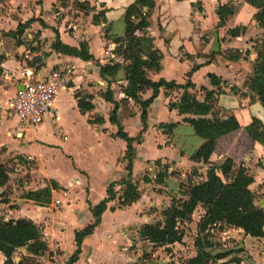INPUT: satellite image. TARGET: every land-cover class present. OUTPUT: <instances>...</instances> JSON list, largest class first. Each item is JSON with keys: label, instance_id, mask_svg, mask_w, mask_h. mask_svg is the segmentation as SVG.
<instances>
[{"label": "crops", "instance_id": "0c3cea01", "mask_svg": "<svg viewBox=\"0 0 264 264\" xmlns=\"http://www.w3.org/2000/svg\"><path fill=\"white\" fill-rule=\"evenodd\" d=\"M134 2L0 0V166H5L10 177L0 188V217L33 220L48 243V256L21 248L16 260L31 257L28 264H66L77 248L75 232L95 219L91 205L107 197L110 183L117 181L118 195L125 187L120 181L128 174L124 157L127 143L114 136L119 128L110 120L114 103L104 99L102 93L109 86L114 90V99L120 102L121 126L130 136H138L143 129L141 108L131 98L121 102L126 98L123 86L127 84V62L115 52L125 35L126 9ZM221 5L235 9L223 25L218 15ZM257 11L249 0H154L148 31L162 53V67L160 71L151 70L149 76L155 81L185 84L189 72L198 65L191 75L195 87L190 92L202 102L206 89H218L210 75L222 81L223 90L217 95L215 107L200 115H234L240 128L218 138L210 162L221 165L231 158L235 169H249L254 176L250 189L255 204L264 208V140H254L246 129L254 119L264 123V99L250 89L253 64L258 58L255 47L264 36V26L254 19ZM33 18L36 20L23 35H16L19 23ZM58 37L73 48L87 44L95 59L61 52L54 47ZM110 63L120 64L118 72L103 76L100 66ZM28 65L37 70L33 80L46 79L53 69L68 71L71 76L69 85L60 89L53 102L57 119L48 115L37 127L22 125L12 106L24 87L21 71ZM78 93L94 95V109L83 111ZM182 93L179 90L167 95L162 88L148 108V127L142 142L136 145L133 167L140 198L123 207L118 198L108 203L100 224L84 239L75 264H143L137 254L140 245L132 249L133 240L146 241L139 233L142 226L155 225L158 218H164L162 211L173 198H182V191L186 196L190 186L206 179L209 164L191 159L205 139L185 120L200 115L182 114L169 106L171 99L180 101ZM151 94L148 90L143 98ZM161 124L175 126L170 132ZM193 169H198L196 175ZM160 172L165 173L164 183L156 180ZM185 180L187 188L182 187ZM53 181L58 187L52 188L50 203L43 205L25 197L27 192L52 186ZM204 214V207L199 205L193 214L197 225ZM213 233L215 241L223 240L220 248L233 251L229 258H239L232 264H264V236L253 237L236 228ZM194 246L191 257L196 255ZM4 260L0 253V264Z\"/></svg>", "mask_w": 264, "mask_h": 264}, {"label": "trees", "instance_id": "16d2710c", "mask_svg": "<svg viewBox=\"0 0 264 264\" xmlns=\"http://www.w3.org/2000/svg\"><path fill=\"white\" fill-rule=\"evenodd\" d=\"M258 11L254 19L264 26V0H249ZM82 4L81 2L78 3ZM154 6V0H135L133 4L127 7L125 21V35L119 40L115 48L117 55L122 56L127 62L124 66L126 72L127 84L123 86V92L126 98L121 102H126L128 98L133 99L141 108L143 129L136 136H130L121 126L118 120V110L120 102L114 99V90L109 86L102 97L109 102L114 103V109L111 112V122L118 125V131L114 136L124 139L127 143L125 159L127 160V177L120 181L124 184L123 191L118 195L115 190L117 181L109 184L107 188V197L97 205H91V211L94 215V221L81 230L75 232L77 248L69 257L66 264H75L82 253L84 239L94 233L96 227L100 224L103 213L108 208V203L116 198L119 199V206H127L136 202L140 198V192L136 182L133 181V167L136 155V145L141 143L144 138V131L147 129L148 108L159 96L162 88L166 94L182 90L180 101L170 100L171 109L178 108L182 114L191 113L200 115L204 110L207 113L215 107L217 95L222 92V81L211 74V82L217 86V90H205V100L202 102L196 95L190 92L195 85L191 81V75L199 67L195 65L189 72V80L185 84H179L175 81L160 79L155 81L150 78L149 72L161 70L162 53L155 48L154 39L149 34L150 17ZM235 13V9L228 10L226 5L218 8L220 25L225 24L227 16ZM36 19L33 18L25 23H19L16 35H23L25 29ZM18 43H21L19 41ZM54 47L61 52L76 55L84 60H94L90 54L87 44H82L80 48H73L62 43L57 38ZM256 51L258 58L253 64V76L250 81V89L257 97L264 99V36L257 41ZM2 58L0 57V60ZM120 67L119 63H110L101 65V74L114 76ZM152 90L149 98L144 99L143 94ZM78 103L80 108L87 112L94 109L92 100L94 95L78 93ZM189 122L196 134L205 139L204 143L191 155L195 162L209 164L206 179L194 183L188 188L186 198H173L169 207L162 211L163 221L161 225L145 224L140 229V236L156 246L171 245L176 242H183L185 237V223L192 221L193 214L199 205L205 209L197 225V236L195 238L196 255L185 261L187 264H232L239 258H229L232 250L220 248V243L214 240V232H224L228 228L242 229L246 235L253 237L264 236V208L255 204V194L250 189L254 181V176L249 169L240 166L234 167V161L227 158L221 165L210 162V157L214 152L218 138L224 134L230 133L238 128L240 124L234 115L221 118L214 115L212 117L198 116L195 118H185ZM93 122V121H92ZM171 132L175 124H161ZM247 132L254 140H264V123L261 120L254 121L246 127ZM160 164V161H157ZM198 169H193V174H197ZM220 172L221 174H219ZM165 173L160 172L157 175V182L164 183ZM9 173L5 166H0V188H3L9 182ZM58 187L56 182L52 186L37 191L25 193V197L35 200L40 204H48L52 199V188ZM180 227L182 229H180ZM25 248L28 253L34 255H43L48 251V243L43 238V231L33 220L29 218L5 220L0 217V253L5 256L3 264H28L32 258L22 257L16 261V252ZM168 264H176L171 262Z\"/></svg>", "mask_w": 264, "mask_h": 264}, {"label": "built area", "instance_id": "2783aa9c", "mask_svg": "<svg viewBox=\"0 0 264 264\" xmlns=\"http://www.w3.org/2000/svg\"><path fill=\"white\" fill-rule=\"evenodd\" d=\"M37 70L28 65L21 71L24 87L19 90L13 103L15 115L25 127L40 126L48 115L57 119L53 102L60 89L66 88L71 76L68 71L53 69L46 79H35ZM57 203L60 200L56 201Z\"/></svg>", "mask_w": 264, "mask_h": 264}, {"label": "rangeland", "instance_id": "374dc122", "mask_svg": "<svg viewBox=\"0 0 264 264\" xmlns=\"http://www.w3.org/2000/svg\"><path fill=\"white\" fill-rule=\"evenodd\" d=\"M186 183L187 182L185 180L182 187L184 188L189 187ZM184 193L185 191L181 192L182 198H184L185 196ZM160 215L161 214L159 213L157 216L159 217ZM197 217L198 216H196V218ZM158 219H161V217ZM181 227L182 228L185 227V232H186L185 237H184V242L181 243V245L183 246L178 245V243L171 244V245H165V246H156V245L151 244V242L147 240L146 241L142 240L143 242H140L139 240L135 239L133 240L134 247H132V249L136 248L137 245H140L137 248L139 249V252H137V254L139 253L138 254L140 257L139 259H142L145 261L143 262V264H151V263L152 264H168V263L174 262L172 260L173 258L176 261L178 260L180 262L181 261L185 262L187 261L189 257L193 255V251H194L193 246L195 244V238L197 236L198 230H197V224L194 219H192V221L185 223L184 225H181ZM181 227L180 229H182ZM133 236L135 237V235ZM216 241L220 243V245L223 243V240L221 239H218ZM256 247L259 249L261 245L258 243ZM17 255H20L19 251ZM116 255H119V254L116 253ZM46 256H48V254ZM139 263L141 262L137 261V263L135 264H139Z\"/></svg>", "mask_w": 264, "mask_h": 264}, {"label": "water", "instance_id": "95a60500", "mask_svg": "<svg viewBox=\"0 0 264 264\" xmlns=\"http://www.w3.org/2000/svg\"><path fill=\"white\" fill-rule=\"evenodd\" d=\"M166 219H167V218L164 217L163 219H159V220H157L156 223H155V226H159V225H161L163 221H166ZM18 260H19V259H17L16 261H18Z\"/></svg>", "mask_w": 264, "mask_h": 264}]
</instances>
